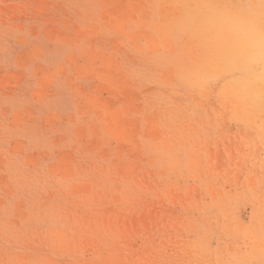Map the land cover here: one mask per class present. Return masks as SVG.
Segmentation results:
<instances>
[{"label":"rangeland","instance_id":"374dc122","mask_svg":"<svg viewBox=\"0 0 264 264\" xmlns=\"http://www.w3.org/2000/svg\"><path fill=\"white\" fill-rule=\"evenodd\" d=\"M229 4L264 16L0 0V264H264V99L203 20Z\"/></svg>","mask_w":264,"mask_h":264},{"label":"bare ground","instance_id":"6f19581e","mask_svg":"<svg viewBox=\"0 0 264 264\" xmlns=\"http://www.w3.org/2000/svg\"><path fill=\"white\" fill-rule=\"evenodd\" d=\"M165 2L167 3V1H165ZM242 3H243V1H242ZM167 5L170 6V4H167ZM191 5H192V2H191ZM198 5H199V3H198ZM172 8H171V10H172ZM168 9H170V7ZM261 11H262V8H261V10H259V7L255 6L254 4L252 6H247V7H244V8H241V6H239L238 9H233L231 7V5L229 4L225 8V15H223L217 21L216 20H211V18H209V17H205L203 19L206 22V24L210 25L209 28L211 29V33L214 32L215 34H218V35L220 33H222L223 35L224 34L225 35H230L231 38H233V39H230V40H227L226 37L223 38V40L226 42V48L227 49H226V51L223 52V58H221V60H217L218 62H216V60H213V61H214V68L215 69L219 68V70H220V68L221 69L224 68L226 70L231 71V73H233V71L239 70L240 72L243 73V74H240L235 80H232L230 82V84H229V89L225 91L228 94V96L230 97V99L231 98L234 99L237 96L239 98V102L241 104L243 103V101L244 102L246 101L247 105H248V102L250 101V103H249V105H250L251 104V100L253 101V103L259 104L264 99V95H263V93H264L263 92V90H264V56L260 55L257 47L254 44H252L250 42H245V41H241V40L237 39L236 36L234 35V33L230 30L229 22L234 20V19L244 18V19H247V20H250V21L256 23L258 26L264 27V16L260 15V13H259ZM232 12H235L237 14H235L233 17H230V13L232 15ZM197 27H199V26H197ZM222 61H226L229 64H227L226 67L220 66V63ZM259 63H262V65H263V70L262 71H259L258 66H255L256 64H259ZM231 69H233V70H231ZM210 70H211V68H210ZM210 78H212V77H210ZM219 80H220V78H219ZM210 87H211V84H210ZM233 103H236V102L233 101ZM252 108H254V107H252ZM245 109H243V110H245ZM246 114H245V116H246ZM249 117H250V114H249Z\"/></svg>","mask_w":264,"mask_h":264},{"label":"clouds","instance_id":"9594fccd","mask_svg":"<svg viewBox=\"0 0 264 264\" xmlns=\"http://www.w3.org/2000/svg\"><path fill=\"white\" fill-rule=\"evenodd\" d=\"M229 27L237 39L254 44L264 56V27L244 18L230 21Z\"/></svg>","mask_w":264,"mask_h":264}]
</instances>
